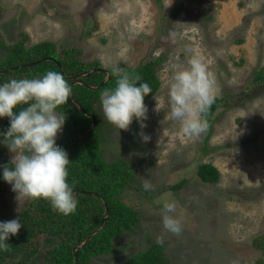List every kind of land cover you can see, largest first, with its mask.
Masks as SVG:
<instances>
[{"label": "rangeland", "instance_id": "1", "mask_svg": "<svg viewBox=\"0 0 264 264\" xmlns=\"http://www.w3.org/2000/svg\"><path fill=\"white\" fill-rule=\"evenodd\" d=\"M0 9V34L8 45L23 35L27 45L51 41L57 51L74 48L82 62L98 61L102 70L111 63L134 67L161 59L160 86L145 102L149 142L137 135L135 118L128 131L119 132L104 118L101 103L95 106L103 159L132 167L133 179L118 198L136 217L114 238L111 253L88 264H124L157 244L158 236L166 264L264 261L253 245L264 232V83H252L264 69V0H0ZM5 52L0 50V60ZM193 54L214 74L222 98L208 137L205 131L194 140L169 118L167 88L174 66L186 65ZM202 163L215 167L218 181L197 177ZM16 195L4 181L0 212L23 211L26 200L19 204ZM166 201L176 204L180 235L163 228ZM53 244L51 237L40 238L38 251L24 264H47L43 251Z\"/></svg>", "mask_w": 264, "mask_h": 264}, {"label": "trees", "instance_id": "2", "mask_svg": "<svg viewBox=\"0 0 264 264\" xmlns=\"http://www.w3.org/2000/svg\"><path fill=\"white\" fill-rule=\"evenodd\" d=\"M28 43V38L23 35L16 43L8 45L0 34V50L6 51L5 58L0 60V72L12 69L0 73V85L12 79L42 78L48 71H55L61 73L71 86L69 101L57 110L66 116L57 146L69 152L68 182L73 185L78 203L76 211L69 216L53 211L50 202L44 199L26 200L19 214L0 212V222L11 221L19 216L24 225L16 236H10L7 241L9 250H0V264H24L31 261L38 251V240L44 237L55 240V244L43 251L47 264H88L93 256L111 253L114 238L131 228L136 217L135 212L118 198L119 193L133 179L132 167L120 159L110 162L103 159L101 145L104 134L100 132V119L95 108L100 102L101 92L115 87L116 78L111 75L110 67L102 70L96 60L82 62L74 48L57 51L51 41ZM160 60L156 58L138 66L122 67L140 75V82L148 83L151 87L152 93L145 97L144 103L160 86L156 75ZM91 70V74L75 78ZM107 74L108 80L100 86ZM74 81L78 83L72 84ZM252 83H264V69L255 73ZM88 86L98 88L91 89ZM221 102L222 98H217L205 117L208 122L205 139L211 132L214 114ZM9 126L8 118H0V132ZM91 126L92 129L87 131ZM10 158V152L0 143V197L4 182L2 166L8 164ZM196 175L204 183H214L219 179V172L209 163L198 165ZM105 208L106 220L103 228L97 231ZM92 233L86 244L80 247ZM253 245L264 257V232L255 236ZM75 246L77 248L74 250ZM166 263L162 245L154 244L130 257L124 264ZM257 264H264V261L260 259Z\"/></svg>", "mask_w": 264, "mask_h": 264}, {"label": "clouds", "instance_id": "3", "mask_svg": "<svg viewBox=\"0 0 264 264\" xmlns=\"http://www.w3.org/2000/svg\"><path fill=\"white\" fill-rule=\"evenodd\" d=\"M170 5H166V8ZM111 75L116 78L115 87L100 94L104 118L115 128L128 131L133 119L139 123L137 133L144 143L151 137L144 133L149 109L144 103L152 93L148 83H141V76L130 73L111 63ZM169 118L180 124L189 139H198L208 128L205 118L219 95L215 76L202 58L191 55L186 65L174 66L167 84ZM72 88L65 77L48 71L42 78L12 79L0 85V118H8L9 127L0 132L8 151L12 154L8 164L2 166L3 179L12 186L16 200L49 201L53 211L69 216L76 211L77 199L73 185L68 182L67 152L56 145V138L65 123L66 116L57 111L66 105ZM154 111L160 112L156 96ZM146 190L151 185L146 181ZM162 225L166 232L180 235L181 221L173 214L174 202H164ZM24 225L16 219L0 222V250L7 252L10 236H16ZM163 236L156 238L163 244Z\"/></svg>", "mask_w": 264, "mask_h": 264}, {"label": "water", "instance_id": "4", "mask_svg": "<svg viewBox=\"0 0 264 264\" xmlns=\"http://www.w3.org/2000/svg\"><path fill=\"white\" fill-rule=\"evenodd\" d=\"M31 65V64H30ZM23 66H29V65H23ZM12 69H7V70H5V71H3V72H9V71H11ZM98 71H102L101 69H99ZM3 72H0V73H3ZM92 73V71H90V72H88V73H86V74H83V75H81V76H79V77H75V78H83V77H85V76H87V75H89V74H91ZM108 80V74L106 75V77H105V80H104V82L103 83H101V85L100 86H103V84L106 82ZM75 83H78L77 81H74V82H72V84H75ZM88 87H90V86H88ZM91 89H97L98 87H90ZM93 124L94 123H92V126H93ZM92 126L90 127V129H88L87 131H89V130H91L92 129ZM87 133V132H86ZM85 133V134H86ZM84 136V134L79 138V139H81L82 137ZM78 139V140H79ZM77 140V141H78ZM75 145V143L73 144V146ZM72 146V147H73ZM69 152L67 151V154H68ZM106 217H107V209L105 208V210H104V213H103V215H102V218H101V225H100V227L98 228V230L97 231H99L100 229H102L103 228V225H104V222H105V220H106ZM95 233V232H94ZM94 233H92L91 235H89L85 240H84V242H82L79 246L80 247H82V246H84V244H86V242L90 239V237L94 234ZM77 247L75 246L74 247V250L76 249Z\"/></svg>", "mask_w": 264, "mask_h": 264}]
</instances>
